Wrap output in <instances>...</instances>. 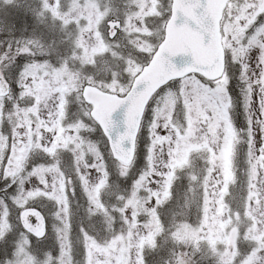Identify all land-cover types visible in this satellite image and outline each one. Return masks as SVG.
Returning <instances> with one entry per match:
<instances>
[{
    "label": "rangeland",
    "instance_id": "1",
    "mask_svg": "<svg viewBox=\"0 0 264 264\" xmlns=\"http://www.w3.org/2000/svg\"><path fill=\"white\" fill-rule=\"evenodd\" d=\"M16 1L0 0V25L4 10ZM39 1L38 15L47 17L49 39L57 40L59 46L57 53L43 48L39 57L22 66L15 81L10 82L11 94L0 97V152L7 147L10 135L19 137L8 163L13 170H24L20 178L23 188L54 191L61 205L59 208L56 201L40 196L18 206L14 200L20 186L3 179L0 172V207L6 203L11 224L5 229L7 235L15 227L11 251L0 260L12 264L19 248L30 241L29 250L38 258L37 264H147L146 249L155 248L166 231L161 208L170 199L174 169L191 164L193 157L198 158H194L193 166L204 174L203 202L199 225L190 229L189 235L206 242L220 264H242L251 249L264 247V155L260 152L264 148V63L258 59L261 40L247 38L252 29L246 34L247 26L227 24L224 28L227 68L222 81L209 85L212 83L200 76L189 75L183 80L184 87L177 80L156 94L143 121L149 138L154 110L170 91L157 110L160 126L155 128L151 171L141 177L147 160L134 181L132 196L111 202L103 199L111 153L97 122L87 118L90 107L83 101L81 87L96 83L125 93L144 59L154 53L156 39L163 38L160 25L167 15L152 16L154 5L149 7V0ZM167 1L161 0L165 7ZM148 17L154 25L147 22ZM131 49L139 54L129 56ZM115 60L118 71L111 65ZM230 85L243 100L240 107L244 119L237 108H231ZM77 121L87 125L79 142L77 134L69 131ZM241 141L244 146H240ZM41 148L46 151L37 150ZM42 153L53 160L44 157V162L39 161ZM242 163L246 166L247 192L236 212L242 211L243 219L238 213L232 214L234 207L227 195ZM121 170L125 168L121 166ZM70 175L75 178L76 194L71 191ZM240 195L237 192L230 198ZM76 199L84 210V223L74 218ZM28 210L44 217L45 235L50 231L44 243L24 227L22 213ZM165 218L171 225L174 218L167 213ZM253 259L258 257L248 256L247 264Z\"/></svg>",
    "mask_w": 264,
    "mask_h": 264
},
{
    "label": "trees",
    "instance_id": "2",
    "mask_svg": "<svg viewBox=\"0 0 264 264\" xmlns=\"http://www.w3.org/2000/svg\"><path fill=\"white\" fill-rule=\"evenodd\" d=\"M26 7H31L33 10L27 11ZM40 7L41 3L39 0H17L12 6L4 10L5 19L0 25L3 30L0 34V67L10 82L15 81L22 66L30 63L34 57L40 56V51L43 48L46 47L50 51L56 52L59 46L57 40L51 41L49 39V35L51 34L48 32V28H45L47 17L38 15ZM150 18L146 19L147 22L154 25L151 21L152 18ZM160 27L163 28V23ZM4 38H6V42L2 43V39ZM161 40L162 38L156 39L157 46ZM71 49L77 51L75 47ZM131 52L129 56L136 57L139 54L134 49H131ZM98 57L96 55L95 58ZM150 57L145 58L142 65H145ZM111 65L116 71L120 68L116 60ZM92 84L99 86L96 83ZM100 87L102 88L103 86L100 85ZM234 95V107L239 110L241 117L244 119L242 107H240L242 99L235 92ZM176 116L177 112L174 117ZM241 126H244V124ZM244 137H246V134ZM148 143L149 139L145 130L142 128L137 138L135 159L130 166L122 165L111 156L107 164L109 184L107 192L103 196L104 200L110 199L111 202H116L120 198L129 199L132 196L134 180L145 167V155ZM244 145V142L241 141L240 146ZM194 158L197 157L191 158V164H185L176 171L175 180L171 187L170 199L161 208L162 217L166 222V231L159 236L155 248L146 249L145 259L147 264H220L221 262L217 258L218 255L213 254L208 248L209 246L206 242L195 241L194 237H192L193 235H189L190 229L196 230L199 225L203 202L201 181L203 180L204 174H201L193 166ZM237 161L240 162V158ZM195 162L199 163L196 159ZM121 166L125 168V171L121 170ZM67 168L68 166H66V170ZM246 186V166L242 163L238 166L236 179L230 187V193L227 194L234 207V211H232L234 215L237 213L241 216L243 215L242 211H236L237 206L239 207V204L245 201ZM74 189L76 194L78 192L76 185H74ZM237 192L241 193L240 197L238 196L235 199L230 198L231 194H236ZM79 201L81 203L83 202L81 196ZM75 203L76 205L74 204L75 206L73 205L74 207L72 209L75 220L82 223L86 222L84 210L77 204V199ZM166 213L169 218H174L171 225H167ZM49 233L50 231L44 237L38 238V240L44 243ZM76 260L80 261V258ZM181 261L183 262L181 263Z\"/></svg>",
    "mask_w": 264,
    "mask_h": 264
},
{
    "label": "snow or ice",
    "instance_id": "3",
    "mask_svg": "<svg viewBox=\"0 0 264 264\" xmlns=\"http://www.w3.org/2000/svg\"><path fill=\"white\" fill-rule=\"evenodd\" d=\"M154 5V11L151 13L154 17H163L165 14L167 18L163 21V32L165 36L167 35L169 25H174L177 28H188L195 23L196 30L199 31L203 35H208L210 30L214 27L215 24V16L213 14V5L211 0H169L168 6L165 7L161 0H149V7ZM251 7L259 11H255L254 18H250L248 20L247 27L245 28V33H248V29H252L251 36L247 38L251 40L253 36H256L261 40V54L258 58L261 63H264V23L258 24V20L264 18V0H252ZM160 51L159 61L164 65L166 69L169 71H178L171 63V56L175 55L179 49L175 47H165V48H157ZM235 61V60H234ZM239 63V61H235ZM27 66H25L23 72L25 71ZM201 67L203 70L199 73L200 76L204 78V80H208L209 78L204 75V72L207 71V66H197ZM243 69V66H242ZM23 74V73H22ZM195 76L197 73L193 71L191 73ZM171 80H179L181 81V88L184 87L183 76L173 75L170 80H165L161 89L168 87V82ZM0 83H3L8 86V91H11V85L8 83V80L3 78V72L0 71ZM19 86L21 88V92H23V85L20 83ZM150 81H143L140 86L137 88V92L142 91L144 88H147L150 85ZM212 84L215 83L214 80L211 81ZM227 88V86H225ZM211 91V88L209 87ZM170 94V91L166 93L165 96L160 98V103L154 110V116L152 117V122L150 124V138L151 144L149 147V155L147 157L148 167L142 172L141 177L147 175L152 168V152L154 141L156 140L157 133L155 132V128L160 125L157 123L158 116L157 110L162 106L165 98ZM229 99H231V95L229 94ZM132 105V107H129ZM94 105L92 108L88 110L87 118L97 122L104 131L109 135L111 140V147L114 150V154L117 160H121V156H123L128 148L135 144L133 140L134 135H136L139 124L137 120L142 119L143 115H136V108L133 104V100L130 98L123 103L117 101L113 103L109 108L104 110L102 113L98 114L94 111ZM120 107H124L127 109L126 118L124 121V131H119L121 122L114 118V113ZM229 117H231V109H229ZM251 125L249 124V127ZM87 127L82 121H77L74 125L69 127L70 132H74L77 134L78 142L79 140H83L84 137L81 135L82 130ZM2 135V134H0ZM20 139L17 136L10 135L9 143L6 148L0 152V172L3 173V179L10 180L13 183H17L20 186L19 193L17 198H15L14 202L17 203L18 206H24L29 199H34L36 197L44 196L51 200L56 201L59 204V208L61 205V200L56 194V192H47L40 188H32L25 189L22 184L23 181L20 179L24 177V170H13L12 166L8 163V161L13 157L14 154V145L17 144V140ZM134 147L131 153L130 160H121V163H127L128 166L131 165L133 156H134ZM46 151L45 149H37ZM31 151V150H29ZM261 155H264V148L260 150ZM40 167V166H38ZM11 187V184L8 185ZM74 192V189L71 190ZM146 191L150 192V189H146ZM59 210L57 212V215ZM9 210L7 209L6 203L0 207V239H3L7 232L5 229H9L11 227L10 221L8 220ZM30 217L35 218V224L32 223ZM22 221L25 229L34 234L37 238L43 237L45 234V221L42 214L36 210H28L22 213ZM11 238H9L10 240ZM30 241L19 248V251L16 252L15 259L12 261V264H37L38 258L31 253L29 250ZM11 251V245L8 240H5L4 243L0 244V257H7V253ZM258 257V259H253L251 264H261L264 262V247H258L256 249H251L248 253V256ZM248 256L245 257L242 264H247ZM0 264H9L7 259L0 260ZM87 264V261H86Z\"/></svg>",
    "mask_w": 264,
    "mask_h": 264
},
{
    "label": "water",
    "instance_id": "4",
    "mask_svg": "<svg viewBox=\"0 0 264 264\" xmlns=\"http://www.w3.org/2000/svg\"><path fill=\"white\" fill-rule=\"evenodd\" d=\"M227 2L228 0H211L213 5V14L215 16V24L208 35H203L197 31L195 23H192V25L186 29L169 25L167 35L164 36V39L159 44V48L175 47L179 49L175 55L171 56V63L175 65L178 71H169L166 69L159 61L161 54L160 51L156 50L148 64L134 78L131 88L124 96L106 92L96 86L87 84L82 88V95L84 99L91 103L92 106L94 105V111L100 114L109 108L113 103L117 101L123 103L131 98L136 108V115H144L145 109L149 104L151 97L162 87L164 81L170 80L173 75L185 77L193 71L199 74L203 69L197 66H207L208 70L204 72L205 76L214 80L220 78L225 70V50L221 41L220 20ZM146 80L151 82L150 85L142 91L137 92L138 86ZM8 93V86L0 83V96H4ZM129 107H132V105H129ZM126 111V108L120 107L114 113V118L121 122L119 129L121 132L124 131ZM141 121L137 120L139 128ZM100 127L102 128V126ZM102 130L108 139L113 157L117 159L114 154V150L111 147L109 135L103 128ZM138 131L133 137L135 144L128 148L127 152L121 156V160L126 161L131 159L133 147H136ZM32 218L33 221H35V218ZM33 224H35V222Z\"/></svg>",
    "mask_w": 264,
    "mask_h": 264
},
{
    "label": "flooded vegetation",
    "instance_id": "5",
    "mask_svg": "<svg viewBox=\"0 0 264 264\" xmlns=\"http://www.w3.org/2000/svg\"><path fill=\"white\" fill-rule=\"evenodd\" d=\"M251 3L252 0H229L221 20V28L223 32L227 24H230L232 27L245 28L247 26L248 20L250 18H254L255 11H259V9L254 10L251 7ZM263 22L264 18H261L257 23L260 24ZM223 41H226V36L224 34ZM9 238L14 239V235L12 232L5 236L4 239L9 240Z\"/></svg>",
    "mask_w": 264,
    "mask_h": 264
}]
</instances>
